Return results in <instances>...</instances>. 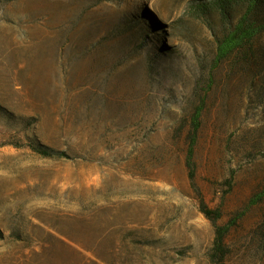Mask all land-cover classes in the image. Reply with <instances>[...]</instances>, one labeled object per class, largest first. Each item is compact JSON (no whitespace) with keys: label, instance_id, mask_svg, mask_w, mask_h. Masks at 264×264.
<instances>
[{"label":"rangeland","instance_id":"obj_1","mask_svg":"<svg viewBox=\"0 0 264 264\" xmlns=\"http://www.w3.org/2000/svg\"><path fill=\"white\" fill-rule=\"evenodd\" d=\"M247 8L0 0V264H211L196 109L224 264H264V28L217 59Z\"/></svg>","mask_w":264,"mask_h":264},{"label":"trees","instance_id":"obj_2","mask_svg":"<svg viewBox=\"0 0 264 264\" xmlns=\"http://www.w3.org/2000/svg\"><path fill=\"white\" fill-rule=\"evenodd\" d=\"M248 8L247 12L240 19L239 23L235 26L234 30L231 31L227 36H225L218 44L217 47V59L226 58L234 50L242 47L246 42H250L262 28V26H255L254 23L248 22V16L252 7L256 4L257 0H247ZM200 129V110L196 109L191 118V130L189 132L188 144L186 149V168L188 169V178L191 187L197 193L200 204V211L203 215L210 220L215 227V236L210 250L209 258L211 264H224V258L227 254L225 248L224 239L228 234L230 228L232 227V222L224 225L218 226L216 221L220 218L219 210H210L204 200L202 199L196 185L195 180V163H194V151L197 142V136ZM42 155H47L46 151H39ZM264 195V193H262ZM261 195H257L255 201H259Z\"/></svg>","mask_w":264,"mask_h":264}]
</instances>
